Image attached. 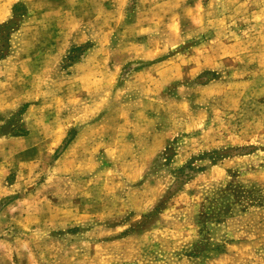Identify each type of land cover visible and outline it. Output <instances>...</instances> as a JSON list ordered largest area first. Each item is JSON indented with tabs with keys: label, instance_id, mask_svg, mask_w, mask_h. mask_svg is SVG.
Here are the masks:
<instances>
[{
	"label": "rangeland",
	"instance_id": "374dc122",
	"mask_svg": "<svg viewBox=\"0 0 264 264\" xmlns=\"http://www.w3.org/2000/svg\"><path fill=\"white\" fill-rule=\"evenodd\" d=\"M0 264H264V0H0Z\"/></svg>",
	"mask_w": 264,
	"mask_h": 264
},
{
	"label": "trees",
	"instance_id": "16d2710c",
	"mask_svg": "<svg viewBox=\"0 0 264 264\" xmlns=\"http://www.w3.org/2000/svg\"><path fill=\"white\" fill-rule=\"evenodd\" d=\"M8 25H4L3 28H6Z\"/></svg>",
	"mask_w": 264,
	"mask_h": 264
}]
</instances>
